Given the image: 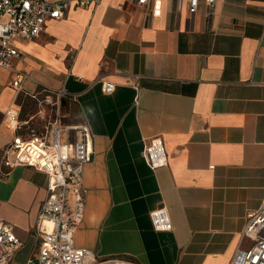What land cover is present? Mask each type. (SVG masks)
Instances as JSON below:
<instances>
[{"label":"crops","instance_id":"1","mask_svg":"<svg viewBox=\"0 0 264 264\" xmlns=\"http://www.w3.org/2000/svg\"><path fill=\"white\" fill-rule=\"evenodd\" d=\"M15 46L10 69H0V158L14 137L6 111L19 104L18 120L36 124L28 95L44 88L67 93L65 125L89 127L75 247L135 264H230L250 247L247 215L264 197V0H217L210 16L200 8L193 17L183 1L161 0L153 15L151 4L101 0ZM17 74L26 76L18 93ZM153 138L167 154L154 171L142 158ZM45 197L44 174L0 164V218L21 243L11 264L36 255ZM159 207L169 232L151 225Z\"/></svg>","mask_w":264,"mask_h":264},{"label":"built area","instance_id":"2","mask_svg":"<svg viewBox=\"0 0 264 264\" xmlns=\"http://www.w3.org/2000/svg\"><path fill=\"white\" fill-rule=\"evenodd\" d=\"M161 0H136L139 9L152 6V14L159 13ZM187 5L193 17L200 8L210 16L217 0H177ZM101 0H0V69H10L18 56L16 40L32 41L42 33L48 19L59 20L71 7L95 8ZM25 75L17 74L13 89L20 92ZM102 91L110 94L114 85L103 83ZM37 106V122L19 121L21 106L6 111L5 125L14 133L11 144L2 152L0 164L31 167L46 176V197L42 202L35 234L40 239L37 253L22 264H135L121 258L99 259L88 249L74 245V231L84 215L83 171L93 158L92 138L86 124L65 125L61 112L62 101L68 97L64 89L44 88L28 95ZM142 158L154 171L167 164V154L160 138L144 145ZM156 232H169L172 223L164 207L149 213ZM242 237L251 241L248 249H237L230 264H264V197L259 208L247 215ZM21 247L13 225L0 218V264H11Z\"/></svg>","mask_w":264,"mask_h":264},{"label":"rangeland","instance_id":"3","mask_svg":"<svg viewBox=\"0 0 264 264\" xmlns=\"http://www.w3.org/2000/svg\"><path fill=\"white\" fill-rule=\"evenodd\" d=\"M62 108H63V106H62ZM34 111H35V107L33 105H32V107H26L23 116H26L27 114H31ZM63 111H64V108H63Z\"/></svg>","mask_w":264,"mask_h":264}]
</instances>
